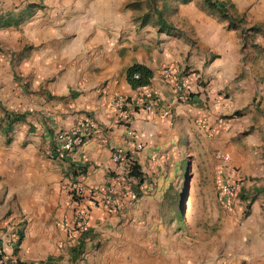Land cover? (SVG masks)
I'll return each mask as SVG.
<instances>
[{"label":"crops","instance_id":"crops-1","mask_svg":"<svg viewBox=\"0 0 264 264\" xmlns=\"http://www.w3.org/2000/svg\"><path fill=\"white\" fill-rule=\"evenodd\" d=\"M136 1L0 0V251L27 264H264V0H224L237 29L192 0L170 35L139 26ZM247 29L259 33L244 40ZM137 65L152 73L153 113L128 83ZM185 78L190 91L176 92ZM118 95L128 119L112 109ZM82 121L95 131L61 151L59 133ZM119 148L140 182L112 162ZM217 154L240 175L230 209ZM105 188L115 210L91 205ZM84 210L75 238L62 224Z\"/></svg>","mask_w":264,"mask_h":264},{"label":"built area","instance_id":"built-area-1","mask_svg":"<svg viewBox=\"0 0 264 264\" xmlns=\"http://www.w3.org/2000/svg\"><path fill=\"white\" fill-rule=\"evenodd\" d=\"M166 77L171 76L172 70L166 69L164 71ZM138 76L135 75L134 79H137ZM191 78V77H190ZM141 88V96L140 99L143 103V109L149 113L154 112V100H153V93L152 90L148 87H140ZM174 89L178 93H187L191 89V83L189 78L182 79L179 83H176ZM219 101H217L218 103ZM130 105L129 101L121 96L118 95L114 103L112 105V109L116 111L121 119H128V111L127 108ZM163 117H168V112H162ZM95 126L89 121H82L75 127L74 129L70 130L69 132H62L59 133L57 136V140L59 142V148L61 151H72L76 148H79L85 138L95 131ZM126 137L128 144L130 147L135 149H142L141 144L137 142L138 136L132 130L126 131ZM127 155L124 149H116L111 156L112 162L119 168V170L125 174L128 168V161L126 159ZM216 158L224 165H226L227 170L223 174L221 172H217L215 177V184L218 188L219 197L224 200L225 209L231 208V202L235 199L239 192V179L240 175L237 169L233 167H229V157L217 154ZM71 194L74 196L75 199L78 201L80 200L81 196L84 194L83 187L78 184L77 182H73L70 185ZM122 198H135L136 193L131 189L127 188L122 194ZM96 199H92L91 205L93 207H97L98 201H102L107 204L108 208L111 210H115L117 199L115 197L114 189L112 188H105L100 191L96 192L95 195ZM99 199V200H97ZM90 223V215L88 212L79 211L72 224L64 221L62 226L66 230V232L75 237H80L88 228ZM0 264H27L21 262L17 259L14 255H6L2 250L0 251Z\"/></svg>","mask_w":264,"mask_h":264},{"label":"trees","instance_id":"trees-1","mask_svg":"<svg viewBox=\"0 0 264 264\" xmlns=\"http://www.w3.org/2000/svg\"><path fill=\"white\" fill-rule=\"evenodd\" d=\"M164 1V0H163ZM176 2H178L179 4H187L189 2H191L192 0H175ZM156 2L157 0H144V7L146 8V10L150 13H144L143 16L140 19V25L141 26H145L148 24L149 22V18L150 17H154L155 19V25L159 28L160 32H166L169 33L170 32V25L167 24L164 15H165V9H163L165 7L164 4H166V2L162 5V7L158 8L156 7ZM204 5L205 7H207V9L209 11H216L221 18H223L224 20L228 21V27L230 29H237L238 25H239V20H235L228 12V6L226 4V2L221 1V0H204ZM226 5V6H225ZM134 6H137V3L134 4ZM256 30L257 32H259L258 29H252ZM137 75L138 78L134 79V76ZM152 77V73L145 67L143 66H133L132 68H130L128 70L127 73V79H128V83L130 84V86L133 89H137L140 87H145L148 86L150 84V79ZM8 118H10V116H7ZM15 121V118L13 117V119H11L10 122ZM127 161H128V168L125 172V177L127 179H131V180H138L139 182L142 179V174L140 172V167L138 166L136 160H134L133 158L127 156L126 157Z\"/></svg>","mask_w":264,"mask_h":264},{"label":"rangeland","instance_id":"rangeland-1","mask_svg":"<svg viewBox=\"0 0 264 264\" xmlns=\"http://www.w3.org/2000/svg\"><path fill=\"white\" fill-rule=\"evenodd\" d=\"M221 1H224V0H221ZM144 0H137L135 3H137V6H135V10L138 12V15L136 16V18H135V21H136V23H138V25L139 26H141L140 25V19L139 18H141L142 16H143V14L145 13H150V12H148L147 10H146V8L144 7ZM166 2V4H164ZM225 2V1H224ZM201 3H202V5H204V0H201ZM165 5V7L163 8V9H165V15H164V18H165V20H166V22H167V24L168 25H170V32L169 33H166V32H163V33H166V34H168V35H170V34H173L174 33V31H175V28L172 26V24H171V22H170V19H171V17H173L174 15H175V13L177 12V9H178V7L180 6V5H185V4H179L178 2H176L175 0H157V2H156V7H158V8H160V7H162V5ZM188 4V3H187ZM226 4L228 5V3L226 2ZM163 5V6H164ZM205 6V5H204ZM226 6V5H225ZM226 7H228V10H229V7H230V5H228V6H226ZM229 12V11H228ZM235 19V18H234ZM236 21H237V19H235ZM155 19H154V17H150L149 18V22H148V25H151V26H156L155 25ZM238 27H239V25H238ZM240 29V28H239ZM264 32V31H263ZM259 32H257L256 30H249V29H247V30H241V34L243 35L242 37L244 38V40H251L253 37H256V34H258ZM263 36L264 37V34L263 33H260V36ZM186 170V165H184V171ZM188 179H189V176H188ZM189 181L188 180H184V182H183V187H185V189H186V186H187V183H188ZM186 195V191L184 190L183 191V196H185ZM185 198V197H184ZM188 207H190V204H188ZM173 208V210H175L176 209V207L175 206H173L172 207ZM179 207H177V209H178ZM179 210V209H178Z\"/></svg>","mask_w":264,"mask_h":264}]
</instances>
